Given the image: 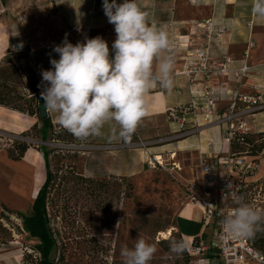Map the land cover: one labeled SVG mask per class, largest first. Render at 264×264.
<instances>
[{
	"label": "crops",
	"instance_id": "0c3cea01",
	"mask_svg": "<svg viewBox=\"0 0 264 264\" xmlns=\"http://www.w3.org/2000/svg\"><path fill=\"white\" fill-rule=\"evenodd\" d=\"M116 2L123 3V0ZM136 3L141 10L148 13L150 26L163 28L168 33L169 40L180 38L189 27L201 31V22L212 19L223 24L226 30L222 40L212 45V52L230 55L235 60V66H238L247 43L252 41L255 46L249 52L248 65L259 68L264 64V50H258V46L264 42V0H136ZM255 4L258 6L255 7ZM73 28L80 30H72ZM97 36L107 41L110 55H114L112 44L116 33L114 25L108 22L104 14L103 0H0V60L8 50L13 51L16 42L22 50L28 49L40 95L46 86L42 82V71L52 70L50 61L59 59V54L53 51L54 47L61 45L65 38L75 45ZM165 56L167 50L154 61V71ZM173 61L172 89L169 91L157 84L149 91L148 115L135 131L134 143L150 145L147 148H139L122 144L120 126L115 121H110L101 129V135L93 136V144L84 154L83 170L88 176L131 178L139 175L145 171L146 154L162 155L167 152L174 153V157H177L181 149H186L187 157H191L193 151L197 152L199 158L201 153L218 156L225 154L226 145L219 128L215 126L201 128L196 134L179 141H167L178 130V124L168 118V111L186 106L192 100L189 80L184 76L175 75L181 62L178 57ZM222 81V78H216L214 84ZM254 82L256 80L253 76L246 79L244 89L248 90V86ZM234 87V84L229 83V89ZM261 94L264 101V88ZM226 104L227 98L220 101L219 111H222ZM196 113L200 117V107L196 108ZM56 115L57 113H47L53 125H56ZM189 117L190 115L185 116L187 121ZM261 122H264V111L254 116L251 126L254 133L264 132V125L260 127ZM36 123L35 116L0 106V133L20 135L29 131ZM5 154L0 153V172L3 171V177L7 178L10 184L5 186L0 181V193L7 192L18 204L22 201L30 202V196L34 198L45 178L41 154L32 148H28L19 160H12ZM5 187L7 189L2 190ZM12 199H4L0 195V207L3 205L15 210L14 205L5 202ZM194 209L201 214L199 209ZM178 215L179 212L175 223L179 220ZM184 223L189 225L184 235L176 227V231L184 240L193 239L203 230L200 222L186 220ZM20 258L21 255L16 249H0V264H18Z\"/></svg>",
	"mask_w": 264,
	"mask_h": 264
},
{
	"label": "rangeland",
	"instance_id": "374dc122",
	"mask_svg": "<svg viewBox=\"0 0 264 264\" xmlns=\"http://www.w3.org/2000/svg\"><path fill=\"white\" fill-rule=\"evenodd\" d=\"M258 47V50H264V42ZM15 62L18 65L24 61L22 59ZM253 121L254 117L249 118L250 126ZM262 125L264 122H261L260 127ZM37 127L20 135L0 133V153L5 152L8 156L16 142L25 143L28 148L37 151L40 146L62 151L48 159L50 170L56 172L57 178L48 207L51 224L57 232L56 249L52 253L56 264H124L122 248L126 246L132 249L139 238L157 248L149 264H184L182 254L171 252L170 243L181 241L176 227L183 235L187 232L189 225L184 221L202 224L201 214L196 209L183 208L186 181L195 180L197 176V152L193 151L192 156L187 157L186 149L178 151L177 157L170 161L179 163L181 171L177 174L167 166L165 170L158 171H148L145 168L139 175L121 181L113 177L94 178L83 170L84 154L91 145L77 146L61 142L42 144ZM262 136L264 132L253 135L250 137L252 144L233 148L231 151L249 149L257 152L260 144H264ZM162 155L167 160L170 153ZM0 173V181L5 186L9 185V180L3 177V171ZM258 178L262 184L253 188L247 196L250 205L264 213V171L256 173L254 179ZM5 189L7 187L2 190ZM0 195L4 199H12L5 191ZM30 197L33 201L32 196ZM31 201L18 204L16 199L10 202L5 200L14 205L15 210L3 205L0 207V249L18 250L21 255L18 264H35L37 257L34 249L37 242L22 230L20 217L30 213ZM178 212L179 220L175 223ZM255 232L260 236V242L256 245L264 253V221ZM165 236H168L167 239H161Z\"/></svg>",
	"mask_w": 264,
	"mask_h": 264
},
{
	"label": "built area",
	"instance_id": "2783aa9c",
	"mask_svg": "<svg viewBox=\"0 0 264 264\" xmlns=\"http://www.w3.org/2000/svg\"><path fill=\"white\" fill-rule=\"evenodd\" d=\"M200 28L201 31H196L189 27L183 36L170 40L167 50V56L173 60L178 57L181 62L175 75L189 80L192 96L186 106L168 111V118L178 124V130L167 141L185 139L201 128L215 126L219 128L227 150L222 156L201 153L197 178L186 181L183 207L201 211L203 230L191 240L182 238L186 244L183 256L188 259V264H264V255L258 253L246 237L232 236L223 224L225 217L238 207L237 201L243 199L247 184L258 181L260 178L254 179L256 173L264 171V150L231 151L234 144L248 145L250 137L262 133H254L248 121L264 110L261 94L264 64L259 68L248 65L249 52L255 46L249 41L241 63L235 66L230 55L211 51L212 45L225 35L224 25L208 19L201 22ZM251 76L256 82L245 90V80ZM216 78L223 81L215 85ZM229 83L234 84V89H229ZM225 98L226 107L219 111V102ZM197 107L201 109L200 117L196 113ZM186 115H190L189 121ZM128 145L147 148L150 144ZM173 157L174 153H170L167 160L161 154H146L145 167L148 171H158L170 166L177 174L181 168L179 163L170 162Z\"/></svg>",
	"mask_w": 264,
	"mask_h": 264
},
{
	"label": "clouds",
	"instance_id": "9594fccd",
	"mask_svg": "<svg viewBox=\"0 0 264 264\" xmlns=\"http://www.w3.org/2000/svg\"><path fill=\"white\" fill-rule=\"evenodd\" d=\"M104 14L114 25V55L106 40L97 36L75 45L65 41L54 47L59 59L50 61L52 70L42 71L41 91L46 113H57L55 123L78 139L101 135L103 126L115 121L120 135L129 138L148 115V94L157 84L167 90L173 87L171 56L154 61L170 48L168 33L150 26L148 13L136 0H103ZM223 224L232 236L249 237L264 221V213L237 201ZM119 223V222H118ZM117 223V225H118ZM116 225V226H117ZM183 241H172L170 250L180 255ZM157 248L145 239H137L134 247H124V264H149Z\"/></svg>",
	"mask_w": 264,
	"mask_h": 264
},
{
	"label": "trees",
	"instance_id": "16d2710c",
	"mask_svg": "<svg viewBox=\"0 0 264 264\" xmlns=\"http://www.w3.org/2000/svg\"><path fill=\"white\" fill-rule=\"evenodd\" d=\"M24 62L16 64V60H22ZM40 90L37 82L35 72L32 68L29 60V50L23 49L21 51L8 50L5 56L0 60V106L26 113L30 116L37 118V123L30 129L37 127V134L41 143H64L74 145H92L93 136L86 139H78L74 137L67 130L61 128L58 124L53 125L49 117L44 119L39 118V97ZM180 115V114H179ZM136 141L135 133L129 138L121 136L122 144H130ZM248 144H252L253 141L248 139ZM13 150L9 151L8 157L12 160H19L24 152L28 149L25 143H14ZM233 148H240L238 144H234ZM40 152L45 169V178L41 186L36 191L33 201L30 206V213L21 217L22 230L27 234L31 240H35L37 244L34 246L37 257L35 258V264H56L52 258V253L56 249V229L51 224V217L48 213L49 204L52 196L51 191L55 186L56 172H52L49 166V157L62 151L52 150L45 146L37 148ZM259 151L264 149V144H260ZM16 151V152H15ZM54 157V156H53ZM117 180H126L125 177H113ZM258 180L256 182H250L247 184L245 195L242 199L243 203L249 204L248 196L253 188L259 187L262 182ZM179 237L182 241L180 233ZM168 236L161 239H167ZM260 236L254 232L252 236L246 237L250 245L260 254L261 248L256 244L259 243ZM262 243H260L261 245ZM169 250V249H168ZM183 256V253H182ZM184 257V264H188V259Z\"/></svg>",
	"mask_w": 264,
	"mask_h": 264
},
{
	"label": "water",
	"instance_id": "95a60500",
	"mask_svg": "<svg viewBox=\"0 0 264 264\" xmlns=\"http://www.w3.org/2000/svg\"><path fill=\"white\" fill-rule=\"evenodd\" d=\"M16 41V40H15ZM22 50V48L19 46V44L16 42V44H15V46H14V48H13V51L14 52H17V51H21ZM39 103H40V105H39V118L40 119H44V118H46L47 117V113H46V111H45V108H44V101H43V99L41 98V96L39 97ZM42 144H44V143H42Z\"/></svg>",
	"mask_w": 264,
	"mask_h": 264
},
{
	"label": "bare ground",
	"instance_id": "6f19581e",
	"mask_svg": "<svg viewBox=\"0 0 264 264\" xmlns=\"http://www.w3.org/2000/svg\"><path fill=\"white\" fill-rule=\"evenodd\" d=\"M169 233H170V232H167V235H170Z\"/></svg>",
	"mask_w": 264,
	"mask_h": 264
}]
</instances>
